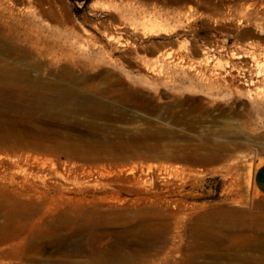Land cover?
Segmentation results:
<instances>
[{
  "label": "rangeland",
  "instance_id": "374dc122",
  "mask_svg": "<svg viewBox=\"0 0 264 264\" xmlns=\"http://www.w3.org/2000/svg\"><path fill=\"white\" fill-rule=\"evenodd\" d=\"M132 1H0V178L53 184L26 208L0 182V264H264V100L217 74L264 47V0Z\"/></svg>",
  "mask_w": 264,
  "mask_h": 264
},
{
  "label": "bare ground",
  "instance_id": "6f19581e",
  "mask_svg": "<svg viewBox=\"0 0 264 264\" xmlns=\"http://www.w3.org/2000/svg\"><path fill=\"white\" fill-rule=\"evenodd\" d=\"M1 1V0H0ZM127 1V3H125V7H126V10H128L130 13H136L138 12L137 10L139 9V6L135 5V2H133L132 0H125ZM229 1V0H228ZM36 2L38 3L39 7H40V11H48L49 7H45V0H36ZM122 2V0H121ZM2 2H0V17H4L3 13L1 12L2 9H7L6 7H2ZM50 6V5H49ZM229 7V5H227ZM123 8V7H122ZM155 8V7H154ZM11 10V9H9ZM153 10V9H152ZM142 11V10H141ZM172 11V10H171ZM170 11V12H171ZM157 12V11H156ZM166 12V11H165ZM169 12V11H168ZM185 12V11H184ZM182 12V11H177V12H172L173 15L171 16H168L166 15L165 18L163 19L164 21L167 22V24L169 23L168 20H172L174 23H178V24H174L175 27L177 25H179L181 23V21L184 19L185 16V13ZM43 13V12H42ZM155 13V12H154ZM167 13V12H166ZM7 14V13H6ZM170 14V13H169ZM130 15V14H129ZM165 15V14H164ZM239 15L242 17V20L244 19L246 21V24L248 25L249 24V17L252 15V11L248 8H245L244 10L240 11L239 12ZM156 17V16H155ZM157 17L158 18H162L163 17V14L162 13H157ZM240 17V18H241ZM7 18V19H5ZM4 19V22L5 24L3 25L2 29H7V31L11 32V30L13 29H16L15 27L17 26H14L12 25V23H9V20L11 21L13 17V13L12 11H9V15L8 16H5ZM24 18V17H23ZM28 18V17H27ZM30 18V17H29ZM31 19V18H30ZM224 19L223 16L219 15L218 18H216V20H219V21H222ZM33 20V19H32ZM214 20V22L216 21ZM225 20V19H224ZM161 21V20H160ZM241 21V20H240ZM20 22V21H19ZM18 22V23H19ZM29 22V21H28ZM27 22V23H28ZM2 23V22H1ZM14 23V22H13ZM240 23V22H239ZM244 23V22H243ZM34 24V23H32ZM47 24V23H46ZM171 24V23H170ZM241 24V23H240ZM154 25V24H153ZM173 25V23H172ZM188 25H191V24H188ZM187 25V26H188ZM25 26V24H24ZM27 26V25H26ZM23 27V26H22ZM42 27V25H41ZM192 27V26H191ZM177 28V27H176ZM165 29L164 27H162V24L161 23H157L155 24V26L152 27L151 31L152 33L153 32H158L160 30H163ZM179 29V28H177ZM24 32H22L27 39L30 38V35L33 34V32H37L38 31V28L36 26H32V25H28L27 27L23 28ZM45 30V29H44ZM43 30V31H44ZM49 29H47L48 31ZM176 30V29H175ZM21 31V30H20ZM69 30H67V32L62 29H55L53 32H51V36L53 37L52 40L50 41L52 43V47L54 46H57L59 47L60 49L62 48V43H63V39L65 38V35L66 33H68ZM147 31V30H146ZM150 31V30H149ZM46 32V31H45ZM73 32V30L71 31ZM19 33V32H18ZM17 33V34H18ZM41 33V32H39ZM46 34V33H45ZM73 34V33H72ZM69 33V35H72ZM15 35V33H14ZM19 35V34H18ZM43 35V33H42ZM40 35V36H42ZM11 36V35H10ZM16 36V35H15ZM38 36V35H35V37ZM12 37V36H11ZM24 37V38H25ZM33 37H34V34H33ZM31 37V39L33 38ZM48 37H50L48 35ZM67 37V36H66ZM70 37V36H69ZM39 39V37H37ZM42 38V37H41ZM115 38V37H114ZM2 39V38H1ZM37 39V40H38ZM44 40L47 41V36L44 35L43 37ZM51 39V38H50ZM35 40V41H37ZM66 40V39H65ZM118 40V39H117ZM2 41V40H1ZM32 42V40H30ZM43 41V40H42ZM42 43L43 45L45 43L43 42H40ZM5 44V42H4ZM16 44V43H15ZM14 44V45H15ZM36 44V43H35ZM31 45V44H30ZM34 46V44H33ZM41 46V45H40ZM51 46V45H50ZM64 46V45H63ZM9 47V48H8ZM49 47V46H48ZM2 48H4V50H9L10 47L9 45L5 44ZM1 48V49H2ZM20 49V48H19ZM63 49V48H62ZM61 49V50H62ZM2 51V50H1ZM55 51V50H54ZM57 51V50H56ZM18 52V51H17ZM175 52V51H174ZM1 53V52H0ZM8 53V52H7ZM55 53V52H53ZM232 53V52H231ZM64 54V53H63ZM67 54V53H66ZM50 55V54H49ZM51 55H53L51 53ZM23 56V55H22ZM65 56V55H64ZM231 56H234L235 58H242V57H245L247 58V61H244L246 59H242V60H239L238 63L236 64V62L232 61L233 63L230 64V66L228 68H225L224 66H222L219 71H217V74L220 76L221 74H227V77L228 79L226 80H220L219 82H224V86L225 88L229 89V90H232V91H235L238 88V86H244L247 90V92L251 95H253V99H254V102L255 103H259L263 100H264V47L262 46H258V45H253V46H248V48H244V49H238L235 53L233 52V55ZM20 57V56H19ZM27 57V56H26ZM10 60V59H9ZM23 60V59H22ZM164 60V59H163ZM229 61V60H228ZM55 62V61H54ZM176 63V62H175ZM22 65V64H21ZM27 65V64H26ZM108 65V64H107ZM224 65V63L222 64ZM204 66V65H203ZM207 68V65L206 67ZM12 69V68H11ZM217 69V68H216ZM205 70V69H204ZM2 71V70H1ZM6 72V71H5ZM15 72V71H14ZM6 74V73H5ZM13 75V74H12ZM218 76V78H219ZM222 76V75H221ZM11 77V76H10ZM11 79V78H10ZM26 79V78H25ZM1 81V80H0ZM7 82V81H6ZM14 82V81H13ZM18 82V81H17ZM218 82V81H217ZM20 83V82H19ZM3 84V83H2ZM10 84V83H9ZM1 85V84H0ZM13 85V84H11ZM220 85V84H219ZM218 85V87H219ZM222 85V86H223ZM9 86V85H8ZM217 86V85H216ZM221 86V88H222ZM216 88V87H215ZM4 90V89H3ZM1 95V94H0ZM250 95V96H251ZM249 96V97H250ZM151 99V98H150ZM50 100V99H49ZM264 103V102H263ZM58 105V104H57ZM257 106V105H256ZM2 110V109H1ZM30 110V108H29ZM2 113V112H1ZM23 120V119H22ZM4 135V134H3ZM22 144V143H21ZM17 146V145H16ZM26 147V146H25ZM3 156V155H2ZM27 156V155H26ZM37 156V155H36ZM5 157V156H4ZM35 158V157H34ZM26 159V158H25ZM34 160V159H33ZM20 161V160H19ZM39 162V161H38ZM43 162V161H42ZM32 163V162H31ZM35 164V163H34ZM129 164V163H128ZM131 164V163H130ZM0 165L3 166L4 165V162L1 158V154H0ZM46 165V164H45ZM52 165V164H51ZM26 166H34L33 164L30 165L29 163L28 164H24V163H20V164H17L16 165V168L17 169H21L23 171H26ZM126 166V165H125ZM14 167V166H13ZM4 168V167H3ZM1 168V169H3ZM7 168V167H6ZM103 168V166H102ZM13 169V168H12ZM29 169H31V167H29ZM132 170V168H130ZM15 171V169L13 170V172ZM100 175L101 174H109L110 171L109 170H97ZM120 171V170H119ZM248 171V170H247ZM10 172V176L7 178V179H4V178H0V182L1 181H5L6 183L4 184L5 188L11 193L12 196H15L16 198H22L25 202L23 205V207L25 206L26 208H28L31 204V198L32 197H40V194H42L44 192V190H49V188L51 187V184L49 180H46V179H40L38 181L36 180H33V179H29L28 176L26 175H23L22 177H16L15 174L17 173V171H15L14 173ZM31 172V171H29ZM115 172V171H114ZM249 172V171H248ZM21 173V171H20ZM24 173V172H23ZM26 173V172H25ZM98 173V174H99ZM1 174V173H0ZM18 174V173H17ZM88 175V174H86ZM2 176V175H1ZM30 176V175H29ZM49 181V182H48ZM249 183V180L247 182V184ZM8 185V186H7ZM0 186H3V185H0ZM157 189H158V184H157ZM3 188V187H2ZM51 204H55V202L53 201V203ZM166 205V204H165ZM19 206V205H18ZM163 207V206H161ZM160 208V207H159ZM15 210V208H14ZM158 211H161V210H158ZM21 212V211H20ZM25 212V211H24ZM160 213V212H159ZM18 214V213H17ZM24 214V213H23ZM22 214V215H23ZM10 221V220H9ZM16 223V222H15ZM204 224V223H203ZM205 225V224H204ZM207 226V225H206ZM209 226V224H208ZM211 226V225H210ZM138 228V227H137ZM206 228V227H205ZM132 229V228H131ZM129 229V230H131ZM202 229V228H201ZM217 229V228H216ZM222 229V228H221ZM47 230V229H46ZM53 230V229H52ZM197 230V229H196ZM212 230V229H211ZM225 230V229H223ZM232 230V229H231ZM242 230V229H241ZM127 231V230H126ZM137 231V230H136ZM255 231V230H254ZM42 231H39L37 233H40ZM131 232V231H130ZM144 232V230H143ZM142 232V233H143ZM213 232V231H212ZM129 233V231H128ZM199 233V232H198ZM235 233V232H234ZM233 233V234H234ZM257 233V232H256ZM196 235V234H195ZM198 235V234H197ZM207 235V234H206ZM208 236H210L208 234ZM196 237V236H195ZM236 237V236H234ZM260 237V236H259ZM221 238V237H220ZM261 239V238H260ZM213 241V240H212ZM223 241V240H222ZM228 241V240H227ZM234 241V240H233ZM194 242V241H193ZM236 242V241H235ZM37 244V243H36ZM223 244V243H222ZM230 244V243H229ZM35 245V244H34ZM33 245V246H34ZM256 245V244H255ZM32 246V247H33ZM204 246V244H203ZM208 246V245H207ZM231 246V245H230ZM210 247V246H209ZM261 247V246H260ZM42 248L43 245H42ZM211 248V247H210ZM213 248V247H212ZM64 249V248H63ZM206 249V248H205ZM209 249V248H208ZM215 249V248H214ZM37 250V249H36ZM39 250V249H38ZM44 250V249H43ZM204 253V252H203ZM229 256V255H228ZM238 256V255H236ZM223 259V258H222ZM236 259V258H235ZM234 260V259H232ZM263 260V259H262ZM261 264V263H260Z\"/></svg>",
  "mask_w": 264,
  "mask_h": 264
},
{
  "label": "crops",
  "instance_id": "0c3cea01",
  "mask_svg": "<svg viewBox=\"0 0 264 264\" xmlns=\"http://www.w3.org/2000/svg\"><path fill=\"white\" fill-rule=\"evenodd\" d=\"M251 182L257 194L264 196V150L260 153L259 161L252 171Z\"/></svg>",
  "mask_w": 264,
  "mask_h": 264
}]
</instances>
